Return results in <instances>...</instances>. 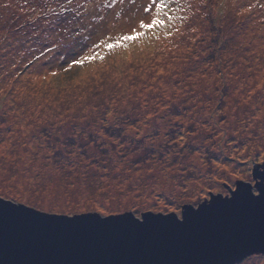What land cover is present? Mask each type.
I'll return each instance as SVG.
<instances>
[{
    "label": "rangeland",
    "instance_id": "1",
    "mask_svg": "<svg viewBox=\"0 0 264 264\" xmlns=\"http://www.w3.org/2000/svg\"><path fill=\"white\" fill-rule=\"evenodd\" d=\"M142 2L0 0L1 200L60 219H181L186 208L238 199V185L259 196L264 0H181L185 19L170 39L161 33L67 73L54 54L24 67L31 54L18 41L33 18L87 26L95 40L127 31ZM117 151L124 167L104 171ZM234 264H264V254Z\"/></svg>",
    "mask_w": 264,
    "mask_h": 264
},
{
    "label": "water",
    "instance_id": "2",
    "mask_svg": "<svg viewBox=\"0 0 264 264\" xmlns=\"http://www.w3.org/2000/svg\"><path fill=\"white\" fill-rule=\"evenodd\" d=\"M177 216L68 219L0 199V264H234L264 254V186Z\"/></svg>",
    "mask_w": 264,
    "mask_h": 264
},
{
    "label": "snow or ice",
    "instance_id": "3",
    "mask_svg": "<svg viewBox=\"0 0 264 264\" xmlns=\"http://www.w3.org/2000/svg\"><path fill=\"white\" fill-rule=\"evenodd\" d=\"M73 3L74 0H67L68 6H71ZM115 3L121 6L127 3L131 7H135L137 0H115ZM109 6H114L113 0H109ZM186 10V7L181 4V0H143L137 12L139 18H133L134 23H132L127 31L116 35H108L106 33L97 36L95 40L92 39L94 33L87 26L72 25V22L69 21L68 25H72L71 28L68 25L58 28L53 21L45 19L42 22L43 27H40V24L33 18L32 23L34 26L30 33L26 34L22 41H18V43H23L25 51L31 54L24 67L27 69L30 66H35V63L42 59H51L52 54L56 55L61 61V66L65 73L74 68H85L97 63L102 64L109 55L116 54L121 50L129 51L130 47L138 42L151 39L159 41L161 33L164 34L165 38H172L175 32H179L177 22H182L185 19L183 13ZM48 11L51 12L52 10L49 9ZM61 11H64L63 5ZM85 11H87V5H85ZM44 15L46 17L47 13ZM69 32H71L70 39H63L62 37L68 36ZM20 55L24 56L25 52H21ZM51 75L55 77L57 76V72L52 71ZM100 135L103 136V133H100ZM104 139L106 140L107 137H104ZM116 143H119V141H116ZM181 147L183 146L181 145ZM170 151L173 154H179L178 149H170ZM141 152H143V148ZM90 155L92 159H99L94 153H90ZM109 155L112 157L111 160L104 159L101 162L102 164L110 165L104 171H120L125 163L120 160V156L124 154L117 151L116 153H109ZM168 159V156L165 155V161ZM90 163L89 160H84V164L89 165ZM148 163L151 164L152 161L149 160ZM200 163L203 162L200 161ZM76 167H79V165H76ZM91 167L95 168L94 165H91ZM129 167H131L130 164ZM135 167L143 170L139 164ZM83 171L85 176L89 175L88 169H83ZM95 171L99 172L101 169L95 168ZM137 175H140V173L138 172ZM109 211L110 209L101 214L108 215Z\"/></svg>",
    "mask_w": 264,
    "mask_h": 264
}]
</instances>
